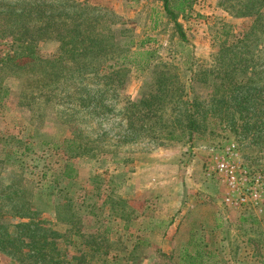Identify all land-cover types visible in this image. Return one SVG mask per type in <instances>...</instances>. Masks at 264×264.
I'll use <instances>...</instances> for the list:
<instances>
[{"label":"rangeland","instance_id":"1","mask_svg":"<svg viewBox=\"0 0 264 264\" xmlns=\"http://www.w3.org/2000/svg\"><path fill=\"white\" fill-rule=\"evenodd\" d=\"M25 1L93 39L6 78L0 264H264L261 0Z\"/></svg>","mask_w":264,"mask_h":264},{"label":"trees","instance_id":"2","mask_svg":"<svg viewBox=\"0 0 264 264\" xmlns=\"http://www.w3.org/2000/svg\"><path fill=\"white\" fill-rule=\"evenodd\" d=\"M261 2L263 7L264 0H261ZM186 4H188V0H177L176 5H172L170 0H162V7L166 16L174 23L175 32L182 40H185L186 36L177 21V13L174 10L183 12ZM39 7L40 4L26 3L25 0L0 1V43L6 47L5 51L0 53V95L4 96L9 90L8 86L5 85L6 78L12 76L11 69L20 66L22 64L21 60L35 66L44 61L40 58L36 49L37 44L42 40L58 39L63 46L67 47L72 40L79 42L80 40L93 39L87 33L85 34L82 24L77 25L76 29L69 28L66 21H62L61 24L57 23L55 21L56 16L51 12L41 21V15L38 11H35ZM65 19L68 21L71 17L67 16ZM61 27L62 29H60ZM76 47L71 46L68 52H77ZM82 50L89 51V49H80L79 53ZM99 68H102V66H99ZM194 124L193 115L190 113L188 115L190 130H192ZM63 172L67 178L75 176L72 174L74 170L70 165L66 164ZM198 259L202 260L199 253L185 257L186 262L190 264H194Z\"/></svg>","mask_w":264,"mask_h":264},{"label":"built area","instance_id":"3","mask_svg":"<svg viewBox=\"0 0 264 264\" xmlns=\"http://www.w3.org/2000/svg\"><path fill=\"white\" fill-rule=\"evenodd\" d=\"M235 169H236V166L234 164L232 165H225L224 167H222L220 170H225V179L228 183L229 186H231L233 183H234V180H235ZM244 197L242 198H238L234 201L235 204H240L244 201Z\"/></svg>","mask_w":264,"mask_h":264}]
</instances>
